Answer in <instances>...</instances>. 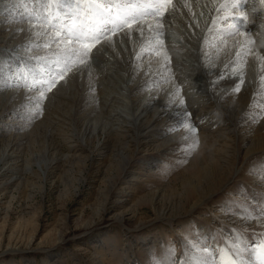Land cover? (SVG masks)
Masks as SVG:
<instances>
[{"label": "bare ground", "instance_id": "6f19581e", "mask_svg": "<svg viewBox=\"0 0 264 264\" xmlns=\"http://www.w3.org/2000/svg\"><path fill=\"white\" fill-rule=\"evenodd\" d=\"M149 1L158 5L150 7L147 23H137ZM62 2L73 10L59 9ZM108 5L116 17L132 12L126 24L134 26L108 36L105 26L118 19L99 13L98 25L107 35L100 47L109 53L96 71L83 66L88 49L65 47L59 28L73 15L86 14L92 22L93 9ZM109 20L113 23H105ZM0 26L6 36H19L36 50L34 57L48 60L47 65L28 60L41 61L44 70L37 72V65L0 52V123L9 114L17 119L24 114L29 127L36 124L29 133H2L9 136L0 139V158L12 152L2 158L7 169L0 172V192L10 197L0 202V209L5 206L0 231L37 226L38 218L26 215L21 201L23 209L12 221L15 201L25 198L28 205L40 181L56 177L70 184L73 171L80 184L98 183L90 204L96 216L114 215L122 222L145 205L164 216L132 227L142 232L128 236L123 246V234L113 239L112 231L88 230L96 264H226L232 254L240 264H262L264 0H0ZM148 28L152 32L141 38ZM43 119L47 124L40 129ZM165 165L180 167V174L167 181L158 169ZM174 209L179 215L171 216ZM161 220L166 223L159 230L145 231ZM208 223L222 231L223 242ZM244 232L254 234V246ZM60 246L41 248L46 264L68 261ZM26 251L12 245L0 257Z\"/></svg>", "mask_w": 264, "mask_h": 264}, {"label": "rangeland", "instance_id": "374dc122", "mask_svg": "<svg viewBox=\"0 0 264 264\" xmlns=\"http://www.w3.org/2000/svg\"><path fill=\"white\" fill-rule=\"evenodd\" d=\"M147 4L148 5L145 6L144 12L142 13V15L141 14L137 15L139 18V20H137V23L140 20L142 21L141 22L142 24L147 23V20H148L147 17L152 13L151 11L154 10V8H150V7L158 5V3L152 4V2L150 3V1L147 2ZM120 5L123 7L121 3ZM59 9H62L66 13H68V11L70 10L71 11L73 10L72 7L64 5L63 2H62V5L59 6ZM93 11L95 13H105L106 11H108L109 13L114 15L113 17L118 19L115 25L113 24H108L106 26L104 25L106 27L105 31L108 32L107 33L108 36L110 35V33L112 34L114 31H117V29L119 28L122 29L127 26L128 27L127 29H129L130 27L134 26V23L126 24L128 21H132V19H134V16L132 17L133 15L132 12L128 13L126 17H123V16L119 17L118 15L116 17L115 15L118 12L115 11L114 8L111 7V5H108V8L106 10H102V9L95 7ZM94 12L92 14V16L94 17L93 19L94 21L92 20V22L88 20L90 19V16H87L86 14H82L78 16L73 15L72 18L70 17L65 18L62 12H57L58 15L62 17L64 16L65 18L62 20L61 23L63 24V21H66L67 23L63 24L59 28L61 31H59L58 28H56V26L53 25V23L52 24L48 23L47 28L57 33L59 31L61 40H63L62 43L64 44L65 47L68 45L69 46L80 45L81 49L83 48L88 49L89 58L87 59L88 61L83 66H92L94 69H97L96 71H98V67L101 64L105 63L101 61V56L107 55L109 52L108 50H106V47H103V48L100 47L101 45L100 42L106 41L105 37L107 35L105 36L103 35L105 31H101V28H100V25H103V24L102 23L100 25L97 24ZM90 13H91V10H90ZM143 19H144V22H143ZM98 23H100V21H98ZM35 24L37 26H42L44 23L36 22ZM78 27H80V29ZM0 30L2 31V33H0V52L5 50L6 51L5 53L8 54L9 56L12 55L16 58H19L20 56L22 58L20 61L22 62L24 59L27 64L31 63L30 62L31 59L35 60L36 58H38L41 61L46 60L45 55H39L38 57H34L37 51L31 50L30 47L24 46V44H26V41L20 38L19 36L14 39V38H11L10 36H6L4 33L5 29H3L1 26H0ZM149 31H151L149 30V28L147 30L141 31V34H142L141 38H144L143 33L149 32ZM77 37H79V39H77ZM128 42H129L128 39L125 42L122 41L123 44L120 47H124L126 43ZM51 46L52 45H50L49 47ZM55 48H57V45L55 46ZM90 59H93V60H90ZM41 61L31 63L34 65H37L38 70L35 68L37 72L40 70H44L43 68H41L42 66ZM59 61L61 60L59 59ZM47 64H48V60L45 61V65ZM28 67L31 70V67L30 66ZM14 68L12 69L10 68L9 72L13 73ZM22 68L23 66L16 67V69L19 70L21 73H22L21 71ZM73 71H74V68L70 71L65 72V76L67 74L68 76L73 74ZM1 75L3 76V73ZM22 115H20L21 117L18 119L16 116H13L10 114L3 118L2 120L3 122L0 123V137H1L0 139L8 138L9 134L6 132L10 133L12 129H14L19 134L25 131L29 133L35 129L36 127L35 122L33 123L31 127H29L30 124L29 123L27 124V121L29 122L28 120L29 117L24 116V114ZM46 124H47V119H43L41 124L38 126L41 129V128H44ZM19 127H24V128H19ZM4 129H8V130L4 132V135H3L2 133ZM11 152L12 151L6 152L5 155L4 156L2 155L0 158V169H1L0 172L2 173L4 170L7 169L2 164L3 163L2 158L6 157L8 153L10 154ZM179 168L180 167L178 166L165 165V167H161L158 169L161 175L164 177V179L169 181L173 179V176L175 174L177 173L178 175L180 174ZM92 169L93 167L90 164V166L86 169V174L88 175V173H90ZM68 174L70 176L69 178L70 184L68 185L63 183V179H58L56 177H54L53 179H50L49 181H45V180L40 181V185H43V186L36 187V189L34 190L35 191L34 197L29 199L30 202L28 205H26L28 201H26L25 198L19 197L22 189L21 188H19L18 190L16 189L17 191L16 194L19 197V199L15 201L14 210L10 211L12 218H14L12 221H15V217L24 208L25 214L38 218L37 222L39 224L37 226L33 225L30 227H26L25 229L17 228V229H8L5 231H0V253L5 251L7 247H10L12 245H17L20 248H24L28 250L26 252L13 253V255L11 254H7L5 256L3 255L0 257V264H28L26 263L27 262L26 258L37 260V264H46L45 257L47 255H45L44 250H42L41 248H47V247L55 245L56 243L61 244L59 250L61 249L64 250L66 259H68V261H66L65 264H82V263L83 264H96L94 260V258L96 257V251L92 245V242H91L92 240H90L89 236L85 235L88 230L89 231L94 230L96 231L95 233H99L100 230L112 231V233L109 235H111L113 239L123 234V236H121L123 238L120 237V239H124V241H122L121 243L123 246L125 242H127L128 236L131 237L135 234H136L135 236H138L137 234H139V232H142L140 230V231H135L133 233L131 232V229L137 228L139 226H143L145 223L149 224L151 222H154L158 218L164 217L161 212H155L151 207L147 205L142 207L141 212L138 216L136 217L129 216L126 218L127 220H123L122 222L120 220L117 221V219L115 220V218H113L115 217L114 215L113 217L112 215H104V214L102 217L96 216L90 204L97 197L96 187H98V183L80 184L81 182L79 181L78 177L74 176L73 171L68 172ZM108 184H109V180L106 177L102 181V189L107 190ZM177 184L179 186H182L180 181H178ZM77 188H78V191H77ZM0 191H1V188H0ZM259 192L261 191L259 190ZM9 197H10L9 195H3L0 192V202H6L7 200H9ZM20 201L22 205H24L23 208H21L20 206L21 205ZM213 207H212V210L214 209ZM4 208L5 206H2V208L0 209V221L3 217ZM196 212H195L196 214H199L200 212H202L201 213L202 215L200 218L205 217L202 210H197ZM176 215H179V212L178 210L174 209V213H172L171 216H176ZM66 216H68V218ZM180 222H175V223L178 224ZM164 223H166L165 220H161V221L155 222V224L152 226L151 224L146 225L145 231L149 232L151 230H154L153 228H155V231H157L159 230L160 226L165 225ZM88 224H92V225L88 226ZM209 225L211 227L213 226V224L208 223L207 226ZM156 227L158 229H156ZM209 229L211 232L214 231L213 233L215 234V236H218V241H219V238L221 237L219 242H223L222 239L225 240L222 237V231L220 229H216L215 227L214 228L212 227ZM257 234L260 235L258 236L259 238H257V241L261 240V236L263 235H261L260 233H257ZM244 235H246V237L250 236L249 237L250 243H253L252 246H254V244L256 243L253 239L254 234L250 235L248 232H244ZM37 248H40V249H37ZM252 251H254V249H252ZM232 257L237 261V257L234 254H232ZM230 260L231 259L229 257H227V260L225 258V263L229 264ZM260 260L262 263V260H264V258L263 259L260 258Z\"/></svg>", "mask_w": 264, "mask_h": 264}, {"label": "snow or ice", "instance_id": "6c2138e0", "mask_svg": "<svg viewBox=\"0 0 264 264\" xmlns=\"http://www.w3.org/2000/svg\"><path fill=\"white\" fill-rule=\"evenodd\" d=\"M96 6L97 7H102V5H96ZM105 23H113V21L109 20V21H105ZM77 39H79V37H77ZM97 42H99V41H97ZM61 79H63V77H61ZM42 83H44L45 86H47L48 82H42ZM236 90L239 91L238 88ZM49 91H51V88H49ZM40 96H41V98L44 97V92L43 91L40 92ZM262 218H264V217H262ZM203 251L207 252V249H203ZM205 264H206V262H205ZM229 264H240V262L236 261L235 259H232V260L229 261ZM262 264H264V260H262Z\"/></svg>", "mask_w": 264, "mask_h": 264}]
</instances>
